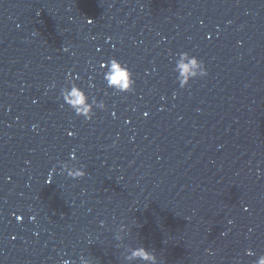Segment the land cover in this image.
Segmentation results:
<instances>
[{
    "label": "water",
    "instance_id": "1",
    "mask_svg": "<svg viewBox=\"0 0 264 264\" xmlns=\"http://www.w3.org/2000/svg\"><path fill=\"white\" fill-rule=\"evenodd\" d=\"M181 54L207 71L185 88ZM112 58L132 91L107 87ZM263 244L264 0H0V264H253Z\"/></svg>",
    "mask_w": 264,
    "mask_h": 264
},
{
    "label": "clouds",
    "instance_id": "2",
    "mask_svg": "<svg viewBox=\"0 0 264 264\" xmlns=\"http://www.w3.org/2000/svg\"><path fill=\"white\" fill-rule=\"evenodd\" d=\"M88 23H91V21H88ZM100 66L102 69H105L103 72V78L108 88L121 93H127L133 90L135 81L132 78V73L127 66L122 64L119 60L112 58L106 64H101ZM197 67L199 68L198 77H204L207 75L205 66L201 61L198 62L195 58L190 59L187 54H181V58L175 66V71L180 74L178 83L181 88H185L189 84V80L185 79V77L189 74L193 77L197 76V73L193 71V69H196ZM65 102L78 116L86 115L91 119L92 115H94H90L91 105L87 103V97L83 90L75 84L66 90ZM97 107L103 110L105 105L100 103ZM49 175L51 176L52 173L50 172ZM69 176L73 179H79L85 176V172H76L74 177L69 173ZM48 182H51V180L49 179ZM134 255L137 258L144 260L152 259L153 264H155V257H150V254L143 249L137 250ZM258 264H264V258H261Z\"/></svg>",
    "mask_w": 264,
    "mask_h": 264
}]
</instances>
